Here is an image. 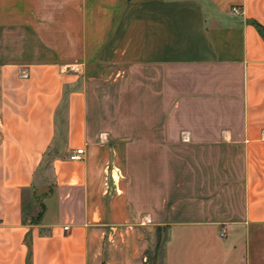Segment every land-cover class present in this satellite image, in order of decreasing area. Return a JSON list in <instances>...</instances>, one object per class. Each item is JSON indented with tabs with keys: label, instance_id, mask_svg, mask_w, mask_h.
<instances>
[{
	"label": "crops",
	"instance_id": "0c3cea01",
	"mask_svg": "<svg viewBox=\"0 0 264 264\" xmlns=\"http://www.w3.org/2000/svg\"><path fill=\"white\" fill-rule=\"evenodd\" d=\"M0 264H264V0H0Z\"/></svg>",
	"mask_w": 264,
	"mask_h": 264
},
{
	"label": "built area",
	"instance_id": "2783aa9c",
	"mask_svg": "<svg viewBox=\"0 0 264 264\" xmlns=\"http://www.w3.org/2000/svg\"><path fill=\"white\" fill-rule=\"evenodd\" d=\"M231 10H232V12H238V11H239L238 7H236V6H233V7L231 8ZM82 152H83V150H82L81 148L76 149L73 153H71V154L69 155V158H70V159L78 158L79 155H80ZM64 229H67V226H64ZM220 235H221V236H224V235H225V231L222 230V231L220 232Z\"/></svg>",
	"mask_w": 264,
	"mask_h": 264
},
{
	"label": "rangeland",
	"instance_id": "374dc122",
	"mask_svg": "<svg viewBox=\"0 0 264 264\" xmlns=\"http://www.w3.org/2000/svg\"><path fill=\"white\" fill-rule=\"evenodd\" d=\"M46 162H47V159H46ZM46 162H45L44 165H43V168H44L43 172H48V170L46 169ZM46 170H47V171H46Z\"/></svg>",
	"mask_w": 264,
	"mask_h": 264
}]
</instances>
